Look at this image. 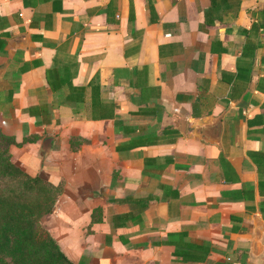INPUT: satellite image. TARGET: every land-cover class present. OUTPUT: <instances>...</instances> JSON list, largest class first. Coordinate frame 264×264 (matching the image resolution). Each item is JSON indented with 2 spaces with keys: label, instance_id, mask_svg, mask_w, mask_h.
I'll list each match as a JSON object with an SVG mask.
<instances>
[{
  "label": "crops",
  "instance_id": "obj_1",
  "mask_svg": "<svg viewBox=\"0 0 264 264\" xmlns=\"http://www.w3.org/2000/svg\"><path fill=\"white\" fill-rule=\"evenodd\" d=\"M236 1L0 0V134L63 182L72 264H264V0Z\"/></svg>",
  "mask_w": 264,
  "mask_h": 264
},
{
  "label": "trees",
  "instance_id": "obj_2",
  "mask_svg": "<svg viewBox=\"0 0 264 264\" xmlns=\"http://www.w3.org/2000/svg\"><path fill=\"white\" fill-rule=\"evenodd\" d=\"M210 6L238 4L209 0ZM11 139L0 134V264H72L41 227L62 193L60 180L30 177L10 162Z\"/></svg>",
  "mask_w": 264,
  "mask_h": 264
},
{
  "label": "water",
  "instance_id": "obj_3",
  "mask_svg": "<svg viewBox=\"0 0 264 264\" xmlns=\"http://www.w3.org/2000/svg\"><path fill=\"white\" fill-rule=\"evenodd\" d=\"M261 245H262V247H264V239H263V243ZM260 256L264 258V254H261Z\"/></svg>",
  "mask_w": 264,
  "mask_h": 264
}]
</instances>
